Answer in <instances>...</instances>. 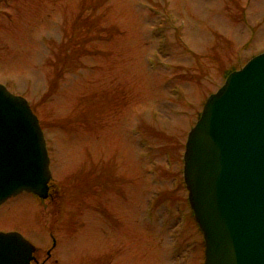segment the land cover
Instances as JSON below:
<instances>
[{"label": "rangeland", "instance_id": "374dc122", "mask_svg": "<svg viewBox=\"0 0 264 264\" xmlns=\"http://www.w3.org/2000/svg\"><path fill=\"white\" fill-rule=\"evenodd\" d=\"M263 52L264 0H0V83L44 133L51 194L35 220L58 264H203L185 142ZM32 196L8 202L26 207L8 227L28 228Z\"/></svg>", "mask_w": 264, "mask_h": 264}, {"label": "water", "instance_id": "95a60500", "mask_svg": "<svg viewBox=\"0 0 264 264\" xmlns=\"http://www.w3.org/2000/svg\"><path fill=\"white\" fill-rule=\"evenodd\" d=\"M50 160L28 102L0 84V205L21 193L48 197ZM188 203L203 264H264V52L208 97L183 155ZM34 246L0 232V264H29Z\"/></svg>", "mask_w": 264, "mask_h": 264}, {"label": "flooded vegetation", "instance_id": "af4514ba", "mask_svg": "<svg viewBox=\"0 0 264 264\" xmlns=\"http://www.w3.org/2000/svg\"><path fill=\"white\" fill-rule=\"evenodd\" d=\"M51 194V189L49 187V196ZM37 200V204H33V209L30 206L29 210L31 213L30 219H31V224L27 225L28 228L26 229H21V228H10V226L13 223V209H16V212H19V208H24L26 210L25 206H20L17 208V206H7L8 201H6L4 204L0 206V232L2 233H8V232H19L25 239H27L33 246L34 250L32 252V260L30 261L29 264H49L50 261H52L54 264L59 263L57 251L59 244L56 240V238L50 236L51 242L47 244H43L41 240H44V234L43 231L39 229L38 227V218L35 217L37 216L36 214L38 213L39 210L37 208L39 207V204L44 201L42 199H39L36 196H32ZM4 209V210H3ZM7 209V211H6ZM33 214V215H32ZM25 230V233L22 231ZM55 240V243H54Z\"/></svg>", "mask_w": 264, "mask_h": 264}]
</instances>
